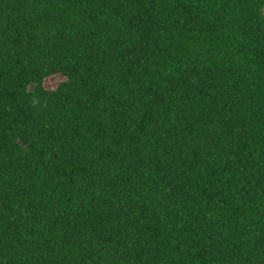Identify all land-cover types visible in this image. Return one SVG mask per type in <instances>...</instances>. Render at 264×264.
Segmentation results:
<instances>
[{
  "label": "trees",
  "instance_id": "16d2710c",
  "mask_svg": "<svg viewBox=\"0 0 264 264\" xmlns=\"http://www.w3.org/2000/svg\"><path fill=\"white\" fill-rule=\"evenodd\" d=\"M264 0H0V264H264Z\"/></svg>",
  "mask_w": 264,
  "mask_h": 264
},
{
  "label": "rangeland",
  "instance_id": "374dc122",
  "mask_svg": "<svg viewBox=\"0 0 264 264\" xmlns=\"http://www.w3.org/2000/svg\"><path fill=\"white\" fill-rule=\"evenodd\" d=\"M262 12L264 13V8L262 9Z\"/></svg>",
  "mask_w": 264,
  "mask_h": 264
}]
</instances>
